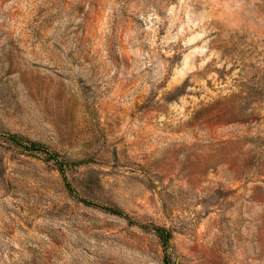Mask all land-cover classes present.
I'll list each match as a JSON object with an SVG mask.
<instances>
[{
  "label": "rangeland",
  "instance_id": "obj_1",
  "mask_svg": "<svg viewBox=\"0 0 264 264\" xmlns=\"http://www.w3.org/2000/svg\"><path fill=\"white\" fill-rule=\"evenodd\" d=\"M0 264H264V0H0Z\"/></svg>",
  "mask_w": 264,
  "mask_h": 264
},
{
  "label": "trees",
  "instance_id": "obj_2",
  "mask_svg": "<svg viewBox=\"0 0 264 264\" xmlns=\"http://www.w3.org/2000/svg\"><path fill=\"white\" fill-rule=\"evenodd\" d=\"M59 170H60V173L63 175V172H62V170H61V168L59 167ZM65 179V178H64ZM68 187V186H67ZM70 189V188H69Z\"/></svg>",
  "mask_w": 264,
  "mask_h": 264
}]
</instances>
